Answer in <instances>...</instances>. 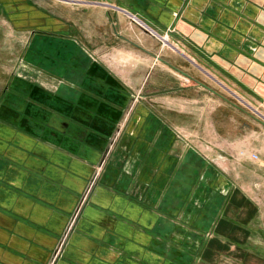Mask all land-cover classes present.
<instances>
[{
	"label": "crops",
	"instance_id": "obj_1",
	"mask_svg": "<svg viewBox=\"0 0 264 264\" xmlns=\"http://www.w3.org/2000/svg\"><path fill=\"white\" fill-rule=\"evenodd\" d=\"M0 34V264H46L115 141L56 264H264V0H0Z\"/></svg>",
	"mask_w": 264,
	"mask_h": 264
},
{
	"label": "rangeland",
	"instance_id": "obj_2",
	"mask_svg": "<svg viewBox=\"0 0 264 264\" xmlns=\"http://www.w3.org/2000/svg\"><path fill=\"white\" fill-rule=\"evenodd\" d=\"M23 36L24 34H0V105L1 102L3 104L4 90L7 86L8 79L11 74H15V69L19 64L20 56H18V54L22 45L21 40L24 39ZM161 41L162 44L168 45L165 39L161 38ZM115 142H113L112 147L115 145ZM112 147L110 150L105 151L99 163L94 166L93 170L95 173H93V178L87 182L73 210L69 212L68 215L66 212L63 214L64 224L61 232L57 234L59 237L56 240V244L53 248H44L49 251V255L43 258L47 259L46 264H56L64 260L73 235L79 231V222L82 219L84 209L89 205L91 200L90 197L97 187L96 182L99 180L98 177L101 174V169L105 166L106 161L114 150V147Z\"/></svg>",
	"mask_w": 264,
	"mask_h": 264
},
{
	"label": "built area",
	"instance_id": "obj_3",
	"mask_svg": "<svg viewBox=\"0 0 264 264\" xmlns=\"http://www.w3.org/2000/svg\"><path fill=\"white\" fill-rule=\"evenodd\" d=\"M163 39H165L167 42H168V40H167V37L165 38V37H163ZM258 112V111H257Z\"/></svg>",
	"mask_w": 264,
	"mask_h": 264
}]
</instances>
